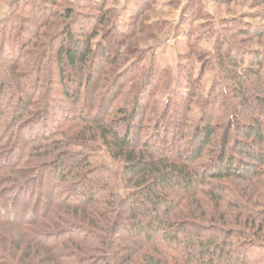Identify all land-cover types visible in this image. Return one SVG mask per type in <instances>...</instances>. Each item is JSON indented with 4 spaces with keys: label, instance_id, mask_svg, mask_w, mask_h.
Listing matches in <instances>:
<instances>
[{
    "label": "trees",
    "instance_id": "trees-1",
    "mask_svg": "<svg viewBox=\"0 0 264 264\" xmlns=\"http://www.w3.org/2000/svg\"><path fill=\"white\" fill-rule=\"evenodd\" d=\"M96 9L99 11L88 19L89 24L74 17V26H62L59 41L47 45L48 50L55 49L51 63L59 80L53 82L61 84L74 111L69 114L68 109L48 103L42 114L43 110L32 108L35 103L27 99L28 94L17 96L15 101L11 99L13 108L6 106L3 111L11 115L5 122L7 129L0 135L1 158L7 162L0 161V227L16 228L28 245L51 253L54 258L50 264H249L247 248L264 246V124L254 114H248L253 121L250 123L242 120L241 113H235L234 119L231 116L225 124L223 135L215 139L218 124L212 122L211 111L204 110L191 124L188 111H181L183 117L180 116L181 122L176 121L177 130L170 127L174 131L170 140L178 143L176 151L169 142L167 146L158 144L153 129L142 133L151 118L141 108L143 102L151 107L148 97L145 99L139 92L129 107L115 110L112 106L123 85L133 84L139 75V90L146 89L155 96L158 84L150 88L155 78L146 75L137 60L120 71L116 69L125 52L123 40L114 44L117 39L105 37L107 47L100 43L94 46L99 27L107 22L103 9ZM43 13L49 17L56 14L52 9ZM61 13L72 18L70 9ZM48 24L41 25V29ZM27 34L13 54H6L5 43H0L4 59L15 61L31 53H23L22 45L34 40L40 48L32 53L38 52L40 59L31 66L36 78L29 86L21 80L23 91L39 87L41 69L37 72L35 68L50 57L38 44L44 33ZM127 37L131 36L124 35L123 39ZM219 63L232 83L229 87L234 99L247 105L252 95L264 108L260 94L264 93L260 89L264 87L262 56L250 59L247 68L244 66L246 74L228 68L245 64L242 58L228 63L221 58ZM75 70L78 75L69 74L68 81H64L63 75ZM8 73V68L3 70L0 81ZM0 85L1 96L11 94L3 88L2 81ZM73 85L77 86L75 94L71 92ZM177 99H183V95ZM171 100L170 96L165 100L166 106ZM57 108L62 109L60 114L53 115ZM3 117L0 116V123L5 121ZM28 121L27 126H34L31 132L24 129L30 144L28 140L19 142L17 135ZM153 124L155 127V120L151 127ZM46 125L54 128L47 129ZM67 126L80 129L77 137L67 135ZM10 129L16 132L13 137L9 135ZM86 131L105 147L110 157L118 160L121 168L117 177L131 186L128 192L117 191L119 184L102 172L93 151L86 149ZM233 135L235 139L230 142ZM41 140L47 142L39 144ZM12 153L17 158H12ZM39 158L45 160L32 162ZM44 175L55 176L59 181L48 184L52 191L42 190L39 181ZM36 182L35 190L28 187ZM6 183L11 184L10 189ZM249 184L251 187L245 186ZM18 199L24 202L21 208L17 207ZM120 231L123 235L119 237ZM12 249L16 257L25 254L28 259L27 250L18 253L19 250ZM24 257L16 264L27 263L22 261Z\"/></svg>",
    "mask_w": 264,
    "mask_h": 264
},
{
    "label": "rangeland",
    "instance_id": "rangeland-1",
    "mask_svg": "<svg viewBox=\"0 0 264 264\" xmlns=\"http://www.w3.org/2000/svg\"><path fill=\"white\" fill-rule=\"evenodd\" d=\"M46 8L47 10H45ZM96 8L103 9L102 14L105 13L107 22L102 23L99 27V35L93 39L94 46L100 43L102 47H107L105 37L110 40L111 38L117 39L114 44L123 40L125 52L120 57L116 69L120 71L124 66H128L137 60V63L144 67L146 75L155 78H152L154 83L150 85V88H153L154 84H158L155 96L146 89L142 90L141 88L139 90L137 89L140 86L139 75L133 84L132 82L125 83L112 101V106L116 110L117 107L121 106L129 107L135 93L141 92L145 99L147 97L150 99L151 107L145 106L144 102L141 105L145 116H151L147 122L148 127L142 133L153 129L156 139L159 138L157 143L167 146L169 142L175 152L178 143L170 140L174 132L171 131L170 127L172 126V130L173 128L177 130L176 121L181 122L180 116L183 117L180 114L181 111L186 113L188 111L190 124L201 117L204 110L205 112L211 111L213 114L212 122L218 124L215 139L223 135L226 131L225 124L232 117L234 119L235 113H241L242 120L250 123L253 121L248 117V114H254L264 124V108L255 101L252 95H249V104L247 105L235 100L233 91L229 87L232 83L222 73L219 63L221 58L227 63L242 58L245 64L235 68L229 65L228 68L246 74L244 66L247 68V64L250 63L253 56L261 55L264 60V0H54L53 3L50 0H0V43H5L4 52L8 55L13 54L19 49L20 43L28 35L27 33L41 31V34L44 33V35L40 37L38 44L42 51L45 50L48 52L47 54L50 53L49 60L45 58L43 63L38 64L35 68L37 72L41 69L38 80L39 87L30 86L31 90L28 88L23 91L22 88L24 87H21V80L24 81L23 84L27 83L29 86L36 78L32 72V65L40 61L37 59L38 52L36 55L35 53L32 55L36 49H40L35 46L36 41L33 40L32 43L21 46L23 53L29 51L31 53L27 56L22 55L19 61L4 59L3 52H0V73L7 68L9 70V73L1 79L2 86L11 93L3 97L0 89V116L3 115L5 120L0 123V135L7 129L5 122L10 120L9 116L11 115L10 113L5 115L6 112L3 111L7 107L13 108L11 99L15 101L17 96L21 97L28 94L27 99L32 104L35 103L32 108H39L38 111L43 110L42 114L48 109V103L55 104L58 108L68 109L67 113L69 114L74 111V107L62 93L61 84L53 82V79H55L54 81L59 80V74L51 63V53H54L55 49L48 50L47 45L59 41L62 26L67 23L74 26L72 23L74 17L78 18L82 24H89L88 19L99 11ZM49 9H52L56 14L50 17L43 15V11L48 12ZM65 9L72 10V18L68 19L63 16L61 12ZM137 11H140L138 16L135 15ZM46 22H49L48 26L41 29V25ZM146 24H150L151 27L145 26ZM133 31H135L134 36L131 35ZM124 35L131 37L123 39ZM113 48L111 51L114 50ZM228 54L231 56L229 57ZM261 70H264V65ZM127 72L130 74L132 71L130 69ZM69 74L77 76L78 72L77 70L72 71V73L67 71L63 75L64 81H68ZM111 74L112 72L106 74L103 84ZM249 81L252 80L249 79ZM257 82L254 80V84L259 86ZM76 89L77 86L74 89L71 88L72 94L76 93ZM260 89L262 90L264 87ZM36 90L37 93H35ZM45 94L46 99L43 101ZM260 94L264 98V93L260 92ZM9 95L10 100L7 98ZM179 95H183V99H177ZM169 96L172 100L166 106L165 100H168ZM177 102L179 103L178 106H176ZM173 106H176V109H173ZM58 108L53 110V115L60 114L59 111L62 109L59 110ZM75 108L79 109V107ZM170 113H172L171 116ZM154 120L156 122L155 127L154 124L151 127ZM29 121L23 123L24 128L21 129L23 131H17L19 142L27 143V140L30 139L24 131L25 128L30 132L32 131L31 128L34 126H27ZM46 127L47 129L54 128L52 125H46ZM78 132L80 129L75 126H67L69 137H77ZM88 133L89 131L83 133V136L85 135L84 140L88 139L86 149L93 151L102 172L111 175L112 180L119 184L117 191L121 194L128 192L131 186L122 183L117 177L121 168L118 160L110 157L106 153L105 147L96 139L94 141V136H90ZM13 134L15 135L16 132L10 129L9 135L13 137ZM80 137L81 135H78V138ZM233 139H235V135L230 138V142ZM73 141L75 142V140ZM45 142L47 141L41 140L39 144ZM34 143L36 142L34 141ZM19 147L20 144H17L16 148ZM1 155L2 153H0V161L6 162L4 158H1ZM12 158H17V155L13 154ZM43 160L45 159L39 158L32 162L38 163L43 162ZM43 177L44 183L43 180L39 183L44 192L52 191L49 183L59 184L55 176L44 175ZM6 184V188L10 189L11 184ZM245 186L251 187L250 184ZM28 187L35 190L38 187V182L29 184ZM17 201L19 204L17 207L21 208L24 202H21V199ZM57 211L62 212L61 209H57ZM122 235L123 232L120 231L118 236ZM12 248L17 249L16 251L19 250L18 253L24 250L31 252L30 255L27 254V260L24 257L25 254L18 255L20 258L24 257L22 261L27 262L25 264H50V260L54 258L51 253L45 252L39 247L28 245L16 228L11 226L0 227V264H16V261L20 259L16 257V252ZM31 248L32 250H30ZM246 255L249 264H264V246L249 247L246 250ZM39 259L44 260V263H40Z\"/></svg>",
    "mask_w": 264,
    "mask_h": 264
}]
</instances>
